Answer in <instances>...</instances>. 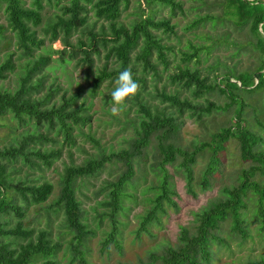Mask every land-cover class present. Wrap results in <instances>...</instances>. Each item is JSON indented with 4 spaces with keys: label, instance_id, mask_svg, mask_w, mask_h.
Masks as SVG:
<instances>
[{
    "label": "rangeland",
    "instance_id": "1",
    "mask_svg": "<svg viewBox=\"0 0 264 264\" xmlns=\"http://www.w3.org/2000/svg\"><path fill=\"white\" fill-rule=\"evenodd\" d=\"M173 1L180 5L174 12L169 5L158 0L149 3L128 0L126 5L120 6L117 23L128 25L141 14L152 15L154 19L169 17L174 33L166 35L160 30L155 31L161 43L170 48L166 52V68L152 57L156 62V75L135 62L131 54L128 67L139 89L135 96L127 100L119 115L111 113V90L115 80L106 78L98 86H92L93 77L103 67L109 70L115 66L113 60L105 58V50L99 48L98 54L91 53V63L87 64L82 57V48H78V40L87 41L89 30L93 33L107 32L106 21L97 20L92 12H87L85 26L68 38L73 47L70 51L61 43V33L57 32V36L52 38L49 29L50 23L61 14L59 7L66 0H43L41 21L36 26H30L39 45L25 48L15 31L7 26L0 9V91L12 93L24 86L27 91L23 98L41 109L59 104L61 98L71 99L73 102L68 109H77V115L81 117L76 123L68 120L70 137L65 139L56 125L49 127L44 122L37 123L26 118L18 121L9 112L0 116V148L24 142L21 155L6 161L7 184H51L50 194L39 203L29 197L23 199L11 188L4 191L6 198L21 208L22 216L16 219L11 214L0 215L3 228L19 224L31 230L32 239L37 232L43 231L48 244L55 247L53 255L35 257L33 263L80 264L77 258V252H80L85 264H150L151 256L160 255L166 248L179 244L180 230L193 233L198 214L211 203L225 199L223 189L236 186L242 171L255 165L242 160L237 141L228 138L218 153V164L207 177V184L202 183V177L210 152L204 148L191 166L192 180L188 186L179 166L180 157L170 163L161 161L156 147L155 135L158 132L150 137L139 154L131 156L132 175L120 191L117 208L112 210L108 199L109 185L123 169L114 155L127 150L138 134L139 122L143 119L138 106L172 111L166 102L157 98L159 91L170 94L177 90L180 96L192 99L189 92L171 84L167 75L187 66L197 68L212 82L214 76L218 77L226 70L237 74L253 70L258 64L257 54L247 43L250 39L247 27L237 29L221 20H216L214 25L206 21L191 27L194 20L204 15L221 14V0ZM22 2L26 7L31 6V0ZM231 42L238 43L240 48ZM207 46L210 47L208 50L205 49ZM192 47H200L197 57L186 61L182 54L190 53ZM42 59L44 62L35 68ZM236 93L243 104L241 124L260 137L258 146L264 149V89L250 94ZM192 101L201 104L211 102L214 106L199 121L186 113L179 116L181 123L174 143L189 149L191 145L209 141L210 134L220 128L232 126L236 109V105H228V99L216 90ZM101 158L103 161L95 171L74 175L69 181L86 232L78 245L65 224L58 202L64 171ZM249 179L264 185V175L258 172ZM162 183H165L168 194L166 198L161 197L158 208L152 213L156 199L161 195ZM257 197L247 193L243 198L241 217L246 236L243 238L233 232L229 219L221 222L219 229L214 231L219 240L210 242L207 264H244L264 260V234L259 230L256 216ZM111 228L114 230L113 242L104 246V238ZM2 238L9 247L26 241L9 236Z\"/></svg>",
    "mask_w": 264,
    "mask_h": 264
},
{
    "label": "trees",
    "instance_id": "2",
    "mask_svg": "<svg viewBox=\"0 0 264 264\" xmlns=\"http://www.w3.org/2000/svg\"><path fill=\"white\" fill-rule=\"evenodd\" d=\"M42 1L31 0V6L26 7L22 0H0V9L4 13L7 26L15 31L20 44L25 48H33L39 45V41L35 39L30 26H36L41 21ZM144 1L149 3L151 0ZM158 1L169 5L172 12L180 8L179 3L173 0ZM127 3L128 0H66V3L59 7L61 14L57 15L49 25L52 38H55L57 32H60L61 43L72 51L73 47L68 38L74 31L85 26L87 12H92L95 19L107 22V32L101 30L99 33H93L89 30L87 41L78 40V48H82V57L87 64L91 63V53L98 54L99 48L105 50L104 57L111 58L115 64L109 70L103 67L95 74L93 87L98 86L106 78L115 80L119 72L129 69L128 64L131 61L132 53L133 60L139 62L142 67L150 69L153 75L157 73L153 56L163 68H166L168 64L166 52L170 48L161 43V38L155 31L160 30L166 35L173 34L174 25L170 23L169 17L154 19L152 15L141 14L137 20L128 25L117 23L120 6ZM220 4L221 14L204 15L194 20L191 27L206 21L214 25L216 20L227 21L237 29L247 27V35L250 38L247 43L258 56L257 66L253 70H244L237 74L226 70L220 76H214L212 82L208 80L207 76L201 75L197 68L184 66L168 74L167 79L171 84L189 92L192 99L200 98L214 90L224 95L229 101L228 105H236L233 125L222 127L211 133L209 141L191 145L192 148L190 149L182 148L174 143L181 123L178 120L179 116L186 113L199 121L211 111L214 105L211 102L205 104L193 102L187 96H180L177 90L170 94L163 91L157 92V98L161 102H166L173 110H150L143 105L138 106L143 119L139 122L138 134L130 143L129 148L114 155L122 163L123 169L117 178L110 183L108 199L114 211L117 208L120 191L132 175L131 156L139 154L148 144L150 137L158 132L155 135L156 147L161 161L170 163L176 157H180L179 166L185 174L188 186L192 180L191 166L194 164L196 156L204 148L210 152L202 177V183L207 184V177L218 164V153L223 149V144L228 138H234L237 141L239 157L242 160L251 161L255 165L250 170L242 171L240 181L236 186L223 189V193L226 195L225 199L211 203L198 214L193 233H188L184 229L180 230L179 244L174 248H166L160 255L151 256L150 264H207L210 257V242L219 240L214 231L219 229L221 222L226 219L230 220L231 230L244 238L246 230L241 217V210L244 207L243 198L247 193L258 195L256 216L259 221V230L264 234V206L262 205L264 185L249 179L255 172L264 175V149L258 146L260 137L241 124L240 114L243 104L242 99L236 93L250 94L264 89V35L261 34L264 33V0H252V2L250 0H221ZM231 44L238 49L240 48L236 42H231ZM199 48L192 47L190 53L184 52L182 54L184 59L188 61L191 57H197ZM209 48L208 46L205 47L206 50ZM42 62H44L43 59L36 64L35 68ZM114 88L115 85L111 92ZM26 91L27 88L24 86L18 87L12 93L0 91V116L9 112L18 121L26 118L37 123L44 122L49 127L56 125L64 138L68 139L71 130L68 120L75 123L81 120V117L77 115V109H68L73 100L61 98L59 104L41 109L34 102L23 98ZM23 149L24 142L0 148V215L11 214L16 219L21 218L22 210L6 198L4 194L6 188H11L19 193L23 199L29 197L31 201L36 203L43 202L51 192V184L48 182L33 186L7 184L6 161L21 155ZM102 161L103 158L97 161H87L83 165L68 167L64 171L58 202L63 211L65 224L73 233V238L78 245L86 232L80 220L78 205L69 181L74 175L92 173L100 167ZM160 189L161 195L156 199L152 213L158 208V201L161 197L166 198L168 194L165 183H162ZM31 235V230L24 229L19 224L5 229L0 221V264H49L47 261L33 263L32 260L35 257L46 258L53 255L55 247L48 244L46 234L43 231L37 232L33 239ZM3 236L26 239V241L16 247H9L8 243L3 241ZM113 239L114 230L111 228L104 238L103 245L105 246L107 242L112 243ZM77 253L78 262L85 264L80 252ZM244 264H264V260L248 261Z\"/></svg>",
    "mask_w": 264,
    "mask_h": 264
},
{
    "label": "clouds",
    "instance_id": "3",
    "mask_svg": "<svg viewBox=\"0 0 264 264\" xmlns=\"http://www.w3.org/2000/svg\"><path fill=\"white\" fill-rule=\"evenodd\" d=\"M252 2V0H250ZM264 35V33H261ZM139 89V84L133 80L131 69H124L119 72L115 79V88L111 92L112 107L111 113L119 115L123 111L127 100L135 96Z\"/></svg>",
    "mask_w": 264,
    "mask_h": 264
}]
</instances>
